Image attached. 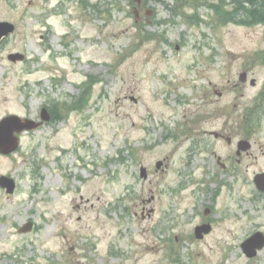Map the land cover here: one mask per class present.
<instances>
[{
	"label": "rangeland",
	"instance_id": "rangeland-1",
	"mask_svg": "<svg viewBox=\"0 0 264 264\" xmlns=\"http://www.w3.org/2000/svg\"><path fill=\"white\" fill-rule=\"evenodd\" d=\"M201 2L211 1L144 4L137 20L130 0H0V22L15 27L0 43V120H36L45 100L80 102L0 156V176L16 184L11 196L0 188V249L13 264H169L171 256L179 264H248L240 244L264 232V195L252 185L264 170V133L237 169L236 180L249 182L219 195L212 153L226 160L230 148L222 142L190 154L192 138L181 133L187 99L225 86L249 52L260 56L264 25L217 22ZM11 54L27 61L11 63ZM256 78L263 81L264 66ZM212 205L237 212V221L195 241ZM27 221L37 230L20 237L16 228ZM260 261L264 250L250 264Z\"/></svg>",
	"mask_w": 264,
	"mask_h": 264
},
{
	"label": "flooded vegetation",
	"instance_id": "flooded-vegetation-1",
	"mask_svg": "<svg viewBox=\"0 0 264 264\" xmlns=\"http://www.w3.org/2000/svg\"><path fill=\"white\" fill-rule=\"evenodd\" d=\"M148 3H150L149 0H146L140 8L136 9L138 11L144 10L146 8L144 4ZM218 4L222 5L220 11L225 10L229 16L233 14L235 9L239 10L241 7L243 8L242 11H240L241 14H243L242 12H245L244 10L254 11L256 9H261V15L264 16V3L256 4L253 2H246L241 4L238 3V0H226L225 2L224 0H212V2H201V6L203 8L206 6L211 13L214 12L215 7H219ZM216 19L217 22L228 20L227 16L224 17L220 13ZM233 21L240 22L241 20L238 17L233 19ZM249 55L242 58V61H237L239 62V70L236 73L235 78L232 80L229 79L225 86L217 89L209 84V86H204L203 89L200 90V96H197V92L192 93L190 98L186 101L187 106L190 107L187 120L189 126L187 127L186 137L187 139L192 138V149L194 150L195 148L204 147L203 150H205V153H209L214 149L216 143L222 142L226 147L230 148L229 152L231 153L226 160L221 156H217L216 153H212L214 157V165H216L221 171V175L213 181L216 182V187L219 186L216 190L218 195L223 188L232 192L238 182H240L241 185L249 182L248 178L236 180L237 176H239L237 169L242 168V162L247 160L248 157L252 158L255 145L257 144L255 137L259 138L263 135L260 133H264V79L259 83L256 78L257 68L264 66V51L260 53V56L254 55V52H249ZM255 60L258 63H256ZM26 61L27 60L24 59V62ZM54 87L56 86L54 85ZM213 97L215 100H213ZM229 98H231L230 102ZM199 102L201 103V106L196 107L195 105H200ZM209 108L212 109L209 110ZM40 109H45L49 114L50 123L48 124H53V122L55 123L59 121L64 114V105L59 103L58 100H45V103L39 107V110ZM39 113H41V111L36 114V120L31 117L29 118L35 122L39 121V119H41ZM217 123L220 124L216 125ZM48 124H43L41 127ZM193 150L191 152H193ZM210 160L212 161V159ZM256 160V158H253L254 162ZM261 173H264V170L252 174L253 187L255 176ZM226 178H231L230 182L227 183V180H224ZM254 192L260 197L264 195V193L259 192L255 187ZM209 195H211L210 192ZM215 200L216 199L214 198L213 201ZM236 214L237 212H229L228 210L218 212L215 205H212V207H206L203 211L204 217L200 216L202 220L199 225H209L210 232L207 233V235H204L200 242H203L210 237L217 226L224 221H227L228 219L237 221L238 217H236ZM241 217L248 218V215L243 212ZM239 229L240 228H237L235 230ZM34 230L35 227L33 226L31 232ZM228 231L231 233V230ZM255 231L259 230H253L250 234H253ZM262 233L264 234V232ZM16 234L20 237L25 235L20 233L19 227L16 228ZM189 238L191 237L189 236ZM20 248L21 247L18 249ZM23 253V250H19L17 253L19 259H22ZM255 259L247 260L248 264L252 263ZM164 261L170 262L169 264H179V260H176L173 257ZM202 262L206 264L208 259H202ZM0 264H13V260L8 259V253L1 249ZM19 264L22 263L19 262ZM212 264L223 263L220 261H214ZM258 264L264 263H261L260 261Z\"/></svg>",
	"mask_w": 264,
	"mask_h": 264
},
{
	"label": "water",
	"instance_id": "water-1",
	"mask_svg": "<svg viewBox=\"0 0 264 264\" xmlns=\"http://www.w3.org/2000/svg\"><path fill=\"white\" fill-rule=\"evenodd\" d=\"M137 3H140L141 0H133ZM14 31V27L8 23H0V41L11 35ZM23 57L19 54H12L8 56L10 62L21 61ZM43 115H46L45 121L49 120V116L43 110ZM39 124H35L30 120H21L16 116H8L0 121V155L7 156L11 153H14L19 146L18 135L23 132L35 130ZM161 163L156 164V169H159ZM140 178L146 179V171L144 168L140 169ZM254 184L256 188L264 192V174L258 175L254 178ZM0 186L3 189H6L7 194H12L14 191V183L5 178H0ZM30 225L28 224L23 231L29 230ZM201 228L196 229V234L201 233ZM264 247V239L261 234H255L250 239L246 240L242 245L244 254L248 258L255 257L256 251L261 250Z\"/></svg>",
	"mask_w": 264,
	"mask_h": 264
},
{
	"label": "trees",
	"instance_id": "trees-1",
	"mask_svg": "<svg viewBox=\"0 0 264 264\" xmlns=\"http://www.w3.org/2000/svg\"><path fill=\"white\" fill-rule=\"evenodd\" d=\"M155 1H160V0H155ZM246 2H253V3L258 4V3H262L263 1H261V0H238V3H241V4L242 3H246ZM241 4H239V5H241ZM242 9H243L242 7L239 10L235 9V11L233 12V14L231 16L226 14L227 19H228L226 21L234 23L236 25H242V26H253V25H256V24H259V23H264V16L261 15V13H262L261 9H256L254 11L248 10L249 11L248 13L244 10L245 12H242L243 14H239L240 11H242ZM214 12H215V16L218 17V14L220 13V11L217 9V7L214 8ZM237 15L240 18H242V19H240L241 20L240 22L233 21V19L237 18ZM226 16H224V17H226ZM87 90H90V85L89 84H88V89ZM79 103L80 102L77 103V108L76 109H80Z\"/></svg>",
	"mask_w": 264,
	"mask_h": 264
}]
</instances>
